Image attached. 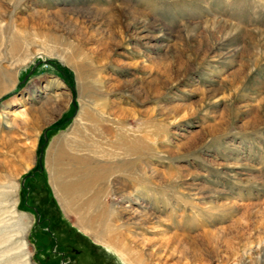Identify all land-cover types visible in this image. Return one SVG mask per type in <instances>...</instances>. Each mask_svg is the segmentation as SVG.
<instances>
[{"label": "rangeland", "instance_id": "rangeland-1", "mask_svg": "<svg viewBox=\"0 0 264 264\" xmlns=\"http://www.w3.org/2000/svg\"><path fill=\"white\" fill-rule=\"evenodd\" d=\"M6 10L0 264H124L60 190L90 185L146 263L264 264V0Z\"/></svg>", "mask_w": 264, "mask_h": 264}, {"label": "bare ground", "instance_id": "bare-ground-1", "mask_svg": "<svg viewBox=\"0 0 264 264\" xmlns=\"http://www.w3.org/2000/svg\"><path fill=\"white\" fill-rule=\"evenodd\" d=\"M7 10L0 13L1 25L3 24V15L7 14ZM9 76H11V74L9 75L8 71L0 66V84ZM97 181H99V179ZM60 190L63 194L65 193L63 196L64 200L70 202V205L72 204L73 206V210L79 215V225L82 228H89L99 244L111 253L118 255L124 264H129L130 262L133 264H149L146 263L140 251L136 252L131 245L129 247L125 246L126 244L124 241H126L127 238L123 234L120 232L111 234L114 232L109 231V226L104 222L109 216V208L107 204L100 203L104 189L102 191L95 190L92 185H90L89 187H72L67 190L61 188ZM95 204L99 205L96 206ZM82 216H85V218H82Z\"/></svg>", "mask_w": 264, "mask_h": 264}, {"label": "water", "instance_id": "water-1", "mask_svg": "<svg viewBox=\"0 0 264 264\" xmlns=\"http://www.w3.org/2000/svg\"><path fill=\"white\" fill-rule=\"evenodd\" d=\"M35 211H37V210H35ZM38 217H39V214H38ZM38 224H39V221H38Z\"/></svg>", "mask_w": 264, "mask_h": 264}]
</instances>
